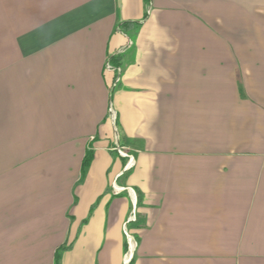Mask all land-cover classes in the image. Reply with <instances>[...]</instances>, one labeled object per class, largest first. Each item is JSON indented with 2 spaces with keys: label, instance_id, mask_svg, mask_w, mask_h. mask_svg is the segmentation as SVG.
<instances>
[{
  "label": "crops",
  "instance_id": "0c3cea01",
  "mask_svg": "<svg viewBox=\"0 0 264 264\" xmlns=\"http://www.w3.org/2000/svg\"><path fill=\"white\" fill-rule=\"evenodd\" d=\"M0 264H264V0H0Z\"/></svg>",
  "mask_w": 264,
  "mask_h": 264
},
{
  "label": "built area",
  "instance_id": "2783aa9c",
  "mask_svg": "<svg viewBox=\"0 0 264 264\" xmlns=\"http://www.w3.org/2000/svg\"><path fill=\"white\" fill-rule=\"evenodd\" d=\"M117 31L120 32L119 29H117ZM105 67H106V69H108L110 71H115L116 72L115 83L118 82V80H119V74H120V69L117 68V67L110 66L109 63H108V61L105 63ZM108 114H109L108 116H109V119L111 121V125H112V128H113V131L115 133H117V128H116V125H115V114L113 113V110H112V107L111 106H109V108H108ZM113 149L116 151V153L119 156L124 157V158H127L128 159V163H132L133 157L131 155H128L125 151H123L120 148L119 143H118L117 140H115L114 143H113ZM113 188L115 190H123V189H121L119 187L116 188V185L115 184H113ZM128 192H129L130 195H134V191L132 189L129 188L128 189ZM125 235H126L127 240H128V242H127V245H128V254H129V257H131V255H132V252H131V245L132 244H131V242L133 241V239H132L131 236H129L128 234H126V232H125ZM132 251H133V249H132Z\"/></svg>",
  "mask_w": 264,
  "mask_h": 264
},
{
  "label": "trees",
  "instance_id": "16d2710c",
  "mask_svg": "<svg viewBox=\"0 0 264 264\" xmlns=\"http://www.w3.org/2000/svg\"><path fill=\"white\" fill-rule=\"evenodd\" d=\"M90 159H91V153L87 152L86 155H85V158L83 160V167H86V165L88 164Z\"/></svg>",
  "mask_w": 264,
  "mask_h": 264
},
{
  "label": "rangeland",
  "instance_id": "374dc122",
  "mask_svg": "<svg viewBox=\"0 0 264 264\" xmlns=\"http://www.w3.org/2000/svg\"><path fill=\"white\" fill-rule=\"evenodd\" d=\"M127 242H128V240H127ZM131 244H132V248H133V252H134V250H135V247H136V242H134V241H132L131 242ZM125 258L127 257H129V254H128V245H127V251H126V253H125Z\"/></svg>",
  "mask_w": 264,
  "mask_h": 264
},
{
  "label": "bare ground",
  "instance_id": "6f19581e",
  "mask_svg": "<svg viewBox=\"0 0 264 264\" xmlns=\"http://www.w3.org/2000/svg\"><path fill=\"white\" fill-rule=\"evenodd\" d=\"M131 251H132V245H131Z\"/></svg>",
  "mask_w": 264,
  "mask_h": 264
}]
</instances>
